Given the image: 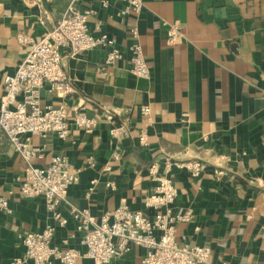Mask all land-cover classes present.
Segmentation results:
<instances>
[{"label":"crops","instance_id":"crops-1","mask_svg":"<svg viewBox=\"0 0 264 264\" xmlns=\"http://www.w3.org/2000/svg\"><path fill=\"white\" fill-rule=\"evenodd\" d=\"M98 1L0 0V97L3 79L15 73L30 47L19 37L40 41L71 6L95 7L88 32L111 38L124 54V62L101 75L104 49L75 57L62 51L74 93L60 101L44 89L39 102L64 107L69 136L31 137L30 145L42 152L33 166L46 168L52 157L66 156L69 167L79 171L68 202L98 219L117 208L144 212L143 199L155 187L149 174L154 165L178 191L172 212H192V220L176 225L179 246L209 247L210 264H264V0H143L141 12L126 17L118 15L120 4L100 10ZM173 23L182 36L168 45ZM133 28L149 80L127 70ZM144 107L146 117L140 114ZM78 115L95 122L90 132L73 124ZM121 125L125 134L113 137L110 131ZM187 161H200L206 170L194 179L174 166ZM23 173V161L1 134L0 191L12 214L0 212V264L24 256L20 235L47 226L55 227L53 245L74 234L71 246L80 249L82 234L65 208L61 216L68 223L59 228L42 198L21 197ZM129 252L109 264H141L146 254L136 246ZM76 264L93 263L82 258Z\"/></svg>","mask_w":264,"mask_h":264},{"label":"built area","instance_id":"built-area-1","mask_svg":"<svg viewBox=\"0 0 264 264\" xmlns=\"http://www.w3.org/2000/svg\"><path fill=\"white\" fill-rule=\"evenodd\" d=\"M77 1L73 0V4ZM112 3L120 4L118 15L122 17L137 16L143 8V0H99L98 8L106 10ZM96 13L97 9L93 6L83 9L71 6L40 41L33 43L27 37H19L22 46L30 45L28 53L16 66L15 73L3 79L0 135L7 138L14 153L24 163V173L18 184L21 197L26 200L42 198L46 211L59 228L68 223V219L61 216V210L65 208L68 218L76 223V231L82 234L78 242L81 250L71 246V242L76 240L74 234H70L61 246L53 245L54 226H47L41 233L20 235L24 256L14 258L9 264L25 261L32 264H76L82 258L89 259L93 264H109L116 257L130 253L132 246L146 251L141 264H210L212 250L209 247L179 246L176 243V225L192 220V212L186 211L182 215L172 212L171 205L176 201L178 191L168 177L158 175L156 166L149 169L155 187L143 199L144 210H149L151 215L145 211L117 208L98 219L92 217L87 209H79L68 202V189L78 182L79 171L69 167L66 156L52 157L46 168L33 166V161L42 157V152L30 145L31 137L44 139L51 134L62 141L69 136L70 123L64 107H41L39 102L44 89L60 101L74 93L62 67V51L69 50L70 55L75 57L94 48L104 49L106 56L98 69L101 75H106L108 68L124 62V54L114 46L111 38L106 35L92 36L88 32V21ZM168 31L166 43L175 45L182 36L178 24L173 23ZM129 32L132 43L128 47L127 70L137 79L149 80L150 68L140 48L138 32L134 28ZM261 94L264 97V90ZM19 97L20 101L17 100ZM148 113V107L140 110L142 116L146 117ZM74 118L73 124L85 132H90L89 128L95 124L83 115ZM110 134L116 138L125 134V128L123 125L113 127ZM145 141V135H141L140 144L144 145ZM118 158L117 152H114L113 159ZM174 166L194 179L206 170V165L200 161L181 162ZM105 170L110 171V168ZM0 212L7 216L12 214L8 199L1 191Z\"/></svg>","mask_w":264,"mask_h":264}]
</instances>
